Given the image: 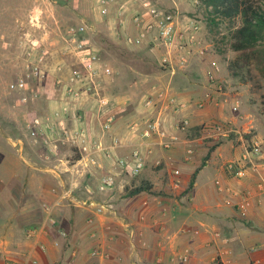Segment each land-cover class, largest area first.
<instances>
[{
    "label": "crops",
    "instance_id": "0c3cea01",
    "mask_svg": "<svg viewBox=\"0 0 264 264\" xmlns=\"http://www.w3.org/2000/svg\"><path fill=\"white\" fill-rule=\"evenodd\" d=\"M145 1L175 15L177 30L194 36L190 47L153 42L157 28L141 38L133 17L146 13ZM52 2L57 25L86 24L92 40L91 33L101 34L103 63L113 71L101 93L114 102L115 121L105 131V115L87 99L82 126L91 153L64 144L49 149L33 134L41 138L40 161L28 154L25 140L0 135L5 147L19 148V158L0 149V264H264V167L253 171L233 146H216L201 166L208 154L202 136L190 139L177 130L182 121L193 129L243 119L226 112L237 94L218 85L222 69L200 9L192 0H114L103 7L98 0ZM191 24L198 30H189ZM147 99L153 107L144 106ZM146 119H159L168 139L180 141L166 150L130 130ZM136 150L144 165L134 176ZM120 159L129 164L120 166ZM229 161L245 165L244 176L227 173ZM108 178L112 185L103 183ZM136 188L143 191L127 196Z\"/></svg>",
    "mask_w": 264,
    "mask_h": 264
},
{
    "label": "built area",
    "instance_id": "2783aa9c",
    "mask_svg": "<svg viewBox=\"0 0 264 264\" xmlns=\"http://www.w3.org/2000/svg\"><path fill=\"white\" fill-rule=\"evenodd\" d=\"M113 1L98 0V4L103 7ZM192 2L195 8H200L199 0H192ZM144 7L146 8L144 15L133 17L136 26L140 28L141 38H146L153 29L157 28L152 38L153 42L169 47L176 45L179 49L190 47L194 36L187 37L177 30L173 13L147 1L144 2ZM102 12L105 13L104 10ZM146 16L150 17L152 22H144ZM28 24L34 34L23 32L22 40L19 42L22 73L10 84V90L18 95L17 103L22 106H35L43 99H47L52 106L48 115L28 119L25 125L26 130L39 135L49 149H56L61 143L75 148L80 155H89L92 145L88 130L82 126L83 103L87 99L96 100L100 113L105 115L103 129L106 131L111 128L115 121L111 110L115 104L101 93V85L105 78L113 75V71L103 63L102 51L90 38L89 27L86 24L73 23L65 26L56 24L57 38H54L56 42L54 49L50 47L53 45H47L44 41L49 29L48 25L42 22L40 10L34 9L30 12ZM189 30L197 31L198 27L191 24ZM35 35L42 37L37 38ZM126 40L128 44L133 43L130 37ZM167 63V59L163 58L162 64ZM143 104L145 107L154 106L151 99L145 100ZM233 110L237 111L238 106L235 105ZM188 124L187 121L180 122L177 130L187 136L190 130ZM129 128L133 133L141 132L142 137L147 140L156 138L158 144L166 150L173 148L180 141L176 135L168 139L159 119L135 121ZM202 138L216 142L237 139L241 142L243 159L251 164V169L257 171L259 167H264V161L259 159L261 155L259 143H248L240 130L230 121L205 123L202 127ZM95 148L104 151L99 144ZM106 156L110 157L107 154ZM131 158L134 167L130 168V171L136 176L143 168V158L139 150L134 151ZM118 164L125 167L129 164V160L120 159ZM224 167L227 173L238 177L244 176L245 165L238 161H229ZM113 182L112 178L103 180L106 185H112ZM259 185L264 186V181ZM51 223L55 222L51 220ZM31 232L32 230L29 231ZM186 259V257L183 258V260Z\"/></svg>",
    "mask_w": 264,
    "mask_h": 264
},
{
    "label": "rangeland",
    "instance_id": "374dc122",
    "mask_svg": "<svg viewBox=\"0 0 264 264\" xmlns=\"http://www.w3.org/2000/svg\"><path fill=\"white\" fill-rule=\"evenodd\" d=\"M53 4L52 0H0V135L11 134L14 138L19 137L25 140L26 151L38 161H40L39 154L43 152L39 142L41 138L37 140L36 135L27 131L25 125L26 121L34 116L48 115L51 110L50 102L43 99L38 101L35 106H22L17 103L18 95L11 92L10 84L22 73L19 42L22 40L23 32L34 34L28 24L30 9L40 10L42 22L46 23L49 29L44 41L47 45H53L50 46L51 49L56 46L54 38H57L55 23L57 20L54 18L56 13H53L51 8ZM57 4L60 3L57 1ZM91 4H93L92 0ZM260 5L264 9V0ZM199 9L201 20L205 23L204 9ZM239 25L238 18L233 21L223 20L209 32L216 62L222 69L221 79L223 80L218 85L222 86L223 91L231 92L233 95L237 94L226 103V112L228 115L240 114L243 117L241 122L235 124V127L240 130L248 143L258 142L261 146V154L264 155V59L252 57L248 62H244L240 60L239 52L231 50L230 31ZM91 34L94 41L100 44V41L103 40L101 34L98 32ZM35 36L42 37L41 35ZM236 61H238L239 67L235 64ZM200 80L204 85V80L201 78ZM224 80H227V83ZM234 105L238 106L237 111L233 110ZM185 137L187 136L185 135ZM203 145L207 152L216 146L224 148L233 146V149H242L241 142L237 139L219 142L205 139ZM9 148L13 151L12 155L19 158L16 153L18 147L13 148L10 145L5 147L0 140V149L6 156L11 154ZM69 148L74 149L71 146ZM74 155L72 154V157Z\"/></svg>",
    "mask_w": 264,
    "mask_h": 264
},
{
    "label": "trees",
    "instance_id": "16d2710c",
    "mask_svg": "<svg viewBox=\"0 0 264 264\" xmlns=\"http://www.w3.org/2000/svg\"><path fill=\"white\" fill-rule=\"evenodd\" d=\"M201 9H204L206 27L211 32L223 20H240V25L231 29L229 41L231 50L239 52L240 60L248 62L252 57L264 59V9L260 3L262 0H199ZM103 40L100 41V43ZM239 67L238 61L235 62ZM202 127L190 129L187 137L192 139L202 134ZM215 147L209 149L207 156L202 161L203 166L208 155ZM80 158L79 156L77 157ZM195 180L193 174L189 189L192 188ZM143 189L136 188L130 191L127 196H133L142 192Z\"/></svg>",
    "mask_w": 264,
    "mask_h": 264
}]
</instances>
